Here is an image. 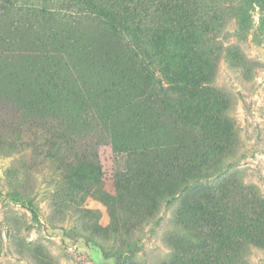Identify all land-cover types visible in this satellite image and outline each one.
Masks as SVG:
<instances>
[{"label":"trees","instance_id":"16d2710c","mask_svg":"<svg viewBox=\"0 0 264 264\" xmlns=\"http://www.w3.org/2000/svg\"><path fill=\"white\" fill-rule=\"evenodd\" d=\"M227 1L0 0V76L19 98L0 94L15 109L0 110V145L58 164L77 211L100 201L114 231L120 216L141 222L180 197L163 264H233L264 247V199L228 177L210 182L235 140L217 63L223 51L245 62L218 40L228 15L247 25L243 5ZM103 144L124 158L111 176Z\"/></svg>","mask_w":264,"mask_h":264},{"label":"rangeland","instance_id":"374dc122","mask_svg":"<svg viewBox=\"0 0 264 264\" xmlns=\"http://www.w3.org/2000/svg\"><path fill=\"white\" fill-rule=\"evenodd\" d=\"M234 2L247 13L246 28L238 30L236 18L228 15L218 40L237 48L245 62L223 51L213 81L227 98L234 149L210 182L228 177L232 186L241 184L264 199V29H257L264 5ZM13 85L9 76H0V94L19 100ZM0 110L15 113L9 104L2 103ZM15 144L0 145V264H163L171 258V241L181 232L175 219L180 197L162 202L141 222L120 216L114 231L112 209L83 200L88 212L77 211L58 164L32 146ZM97 156L105 176L123 166L124 158L109 145L98 146ZM233 264H264V247L247 246Z\"/></svg>","mask_w":264,"mask_h":264}]
</instances>
